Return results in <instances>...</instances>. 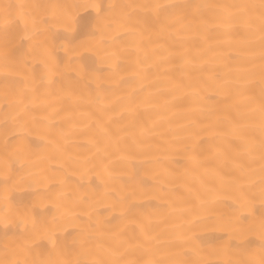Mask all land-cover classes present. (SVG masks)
I'll list each match as a JSON object with an SVG mask.
<instances>
[{"label":"bare ground","instance_id":"obj_1","mask_svg":"<svg viewBox=\"0 0 264 264\" xmlns=\"http://www.w3.org/2000/svg\"><path fill=\"white\" fill-rule=\"evenodd\" d=\"M0 264H264V0H0Z\"/></svg>","mask_w":264,"mask_h":264}]
</instances>
